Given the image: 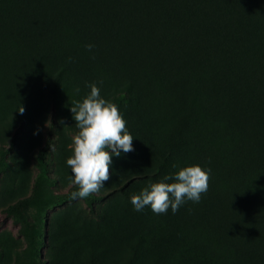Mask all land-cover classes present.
I'll return each mask as SVG.
<instances>
[{
  "label": "rangeland",
  "instance_id": "374dc122",
  "mask_svg": "<svg viewBox=\"0 0 264 264\" xmlns=\"http://www.w3.org/2000/svg\"><path fill=\"white\" fill-rule=\"evenodd\" d=\"M17 1L0 0V264H125L126 243L139 237L145 241L148 255L142 260L147 264L153 257L160 258L161 264H246L239 246L226 237L222 240V232L207 225L202 196L199 203L187 201L174 214L169 209L157 215L150 206L134 210L133 194L194 165L188 146H183L180 157L174 155L168 162L160 159L158 152L165 151L169 140L167 133L159 135L154 122L147 147L113 156L109 181L94 193L106 199L95 203L94 210L86 198L71 199L74 185L66 161L78 130L70 109L90 93L88 85L95 83L101 96L116 105L160 113L154 117L166 123L187 101L191 85L182 84L191 78L186 74L178 85L146 83L147 72L136 69V56L115 53L123 59L121 70L107 63L109 54L95 49L96 38L92 44L71 37L83 53L70 59L62 85L52 91L49 84L60 71L51 61L52 53L18 56L23 38L36 36L45 43L50 32L37 24L25 27L13 22L12 7ZM89 44L94 46L91 51L85 47ZM128 81L134 85H126ZM174 90L180 93L182 105L168 111L161 95ZM202 105L211 107L205 100ZM134 120L138 121L136 116ZM141 123L135 124L140 127ZM52 124L54 146L46 158L47 177L42 179L37 157ZM237 128L242 135L245 129ZM188 135L201 149L206 129H189ZM137 143L142 144L141 139ZM93 248L104 250L105 255L91 256Z\"/></svg>",
  "mask_w": 264,
  "mask_h": 264
},
{
  "label": "trees",
  "instance_id": "16d2710c",
  "mask_svg": "<svg viewBox=\"0 0 264 264\" xmlns=\"http://www.w3.org/2000/svg\"><path fill=\"white\" fill-rule=\"evenodd\" d=\"M12 21L50 32L45 43L40 37H21L18 56L52 53L60 70L49 84L52 91L62 85L69 58L83 53L71 37L92 44L96 38L95 49L109 54L107 63L117 67L122 57L136 56L135 67L147 72L146 83L178 85L189 74L191 79L182 85L191 88L181 108L177 90L161 95L166 110L180 108L166 123L154 117L160 113L116 105L134 139V152L149 145L151 122L159 135L167 133L166 149L158 152L164 162L180 157L188 146L190 161L211 170L208 190L201 195L207 225L239 246L243 262L264 264V0H18ZM204 100L210 108L202 105ZM139 121L140 127L135 124ZM237 125L245 129L242 135ZM51 127L37 157L42 179L54 146ZM189 129H206L201 149ZM72 189L78 190L75 185ZM104 199L94 194L86 198L92 210ZM144 244L143 237L126 243L125 264H147L142 260L148 255ZM90 255L100 258L105 251L93 248ZM150 264L161 260L153 257Z\"/></svg>",
  "mask_w": 264,
  "mask_h": 264
},
{
  "label": "clouds",
  "instance_id": "9594fccd",
  "mask_svg": "<svg viewBox=\"0 0 264 264\" xmlns=\"http://www.w3.org/2000/svg\"><path fill=\"white\" fill-rule=\"evenodd\" d=\"M85 47L91 51L94 46ZM88 87L90 93L70 109L78 130L70 145L72 155L66 161L72 173L70 181L78 188L71 193L73 200L98 193L110 179L113 156L134 151V139L116 104L104 99L95 83ZM23 111V108L19 110L21 114ZM210 171L199 165L183 167L174 175L150 183L139 194H133L131 204L138 212L150 206L157 215L165 214L169 209L174 214L187 201L199 203L201 195L208 190Z\"/></svg>",
  "mask_w": 264,
  "mask_h": 264
}]
</instances>
